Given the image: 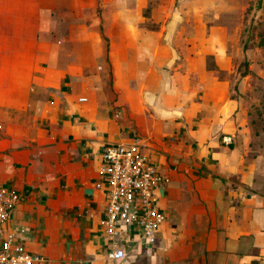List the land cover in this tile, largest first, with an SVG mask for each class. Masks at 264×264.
Masks as SVG:
<instances>
[{"label":"crops","instance_id":"1","mask_svg":"<svg viewBox=\"0 0 264 264\" xmlns=\"http://www.w3.org/2000/svg\"><path fill=\"white\" fill-rule=\"evenodd\" d=\"M226 11L218 0H0L5 27L26 32L0 44V186L19 196L6 230L36 264H264V185L233 64L251 51L226 34ZM117 144L170 178L152 247L136 227L110 238L100 226L97 171ZM114 247L122 260L108 259Z\"/></svg>","mask_w":264,"mask_h":264},{"label":"built area","instance_id":"2","mask_svg":"<svg viewBox=\"0 0 264 264\" xmlns=\"http://www.w3.org/2000/svg\"><path fill=\"white\" fill-rule=\"evenodd\" d=\"M222 142L229 145L231 139L225 136ZM97 173L100 183L96 188L106 193V208L100 220L105 234L114 238L127 227H136L147 246L152 247L164 221L156 192L166 187L170 178L135 144L107 145ZM18 201L17 193L0 186V264H36L42 260L29 253L16 241L15 235L6 230ZM107 257L111 261H120L125 252L114 247Z\"/></svg>","mask_w":264,"mask_h":264},{"label":"rangeland","instance_id":"3","mask_svg":"<svg viewBox=\"0 0 264 264\" xmlns=\"http://www.w3.org/2000/svg\"><path fill=\"white\" fill-rule=\"evenodd\" d=\"M218 1L224 3L226 9L228 7L234 10L224 13L226 16L235 15L234 22H226L231 25L226 34L240 38L243 52L251 51L249 55L240 57L233 64L237 73L245 79V89L242 93H237L242 98L244 111V141L250 149V155L259 160L261 182L264 185V0ZM8 23L5 21V15L0 14V24L3 26L0 30L4 31L0 44L6 48L11 46L12 36L26 34L24 28L5 27ZM14 25L18 26V20ZM220 76H223L222 73Z\"/></svg>","mask_w":264,"mask_h":264}]
</instances>
